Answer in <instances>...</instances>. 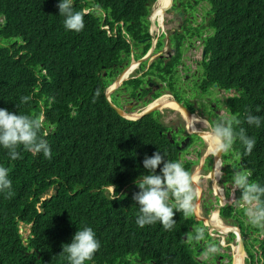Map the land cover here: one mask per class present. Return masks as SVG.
Returning a JSON list of instances; mask_svg holds the SVG:
<instances>
[{
  "label": "trees",
  "instance_id": "16d2710c",
  "mask_svg": "<svg viewBox=\"0 0 264 264\" xmlns=\"http://www.w3.org/2000/svg\"><path fill=\"white\" fill-rule=\"evenodd\" d=\"M152 1L73 0L84 21L82 30L73 32L64 29L57 8L46 0H0V107L42 116L38 134L51 153L45 158L18 146V158L10 160L0 149V166L8 169L12 182L10 193H0V264H68L61 245L84 225L100 243L84 264H205L195 258L200 246L188 245L189 239L198 241L188 229L199 225L192 213L184 216L174 210L175 223L168 230L158 222L143 228L135 224L138 212L131 197L138 190L134 178L145 171L142 158L158 150L176 160V153L166 150L167 140L158 133L165 130L160 122L149 115L137 121L136 129L124 128L135 123L115 114L102 94V72L108 74L123 57L129 58L131 45L148 38L145 17ZM189 1L177 0L173 9L179 16L191 8ZM201 1L210 6L201 8L210 28L202 94L213 85L234 90L224 104L240 120L233 127L243 128L255 144L245 153L237 140L230 154L237 153L238 167L251 170L250 180L264 183V0ZM99 11L111 36L100 28ZM199 33L200 28L188 32ZM77 78L84 85L74 95ZM23 95L30 100L20 103ZM249 113L260 116V127L247 124ZM183 166L191 172L189 163ZM108 183L116 193L124 188L122 199L106 196ZM231 213L227 206L220 214L226 219ZM20 223L29 228L25 240ZM255 236L256 247L246 249L247 264H264V234Z\"/></svg>",
  "mask_w": 264,
  "mask_h": 264
},
{
  "label": "clouds",
  "instance_id": "9594fccd",
  "mask_svg": "<svg viewBox=\"0 0 264 264\" xmlns=\"http://www.w3.org/2000/svg\"><path fill=\"white\" fill-rule=\"evenodd\" d=\"M192 1L199 2L201 0ZM46 2H48V0H46ZM158 2L159 0H153L151 4L147 5L148 13L145 17V20L147 22L148 38H144L146 39V42H143V39L137 41V44L141 45L146 43V45H151L149 54L151 53L152 49L160 51L167 50L168 48H173L175 50V56L171 58L172 63L163 66L160 62V65L161 69L163 68V72H170L172 71V69H175L174 72L177 75V78L181 80H183L184 75L189 77L188 73L190 71H186L185 69H183L184 65L189 64L185 60L184 56L190 55V57L192 58L191 62H194L197 59V62L199 63L197 68L201 71V77L196 81L197 83L203 82V65H208L209 62V56L206 54L205 49V39L209 36L210 31V28L207 27L209 17L206 14L203 17V12L201 11L202 15H200V17L202 21L199 23V26L202 24V27H191V25L188 24L187 21L184 22V18H186V16H179V18L169 19L165 21L164 14L167 13L169 10L175 11L173 8L178 7L175 6L177 5V0L176 3H174L173 7H171L172 0H168V3L165 7L164 5H160L162 6L161 9L163 20L162 23L159 24L158 18L152 19L154 11L159 9ZM50 5L52 8H57V15L62 17V25L65 30L73 32H79L82 30V28L84 27L82 12L73 9V0H54L53 4ZM209 8L210 6H208L207 10ZM188 9L197 11L194 6H192V4L191 8ZM192 10H189L188 12L192 13ZM87 12L88 10H85V13ZM186 12L187 11H185V13ZM99 13L102 17L100 22V28L106 30V34L108 36H111L109 26L103 23L105 14L100 11ZM177 19L182 21L181 29H176ZM120 25L123 26V22H120ZM188 25H190L189 28ZM125 26L128 27L127 24H125ZM196 28H200V33L197 35H192L191 37L188 32H194ZM122 36H124V39L128 44L132 43L131 38L128 37L123 28ZM179 36H181V38H179ZM165 37H167L169 41H167L166 43L160 42L159 45L156 46V41ZM192 38L198 40L199 42H192ZM191 42L193 47L192 49L188 47ZM135 51L136 50L134 49V45H131V51L129 54V57H131L132 59L131 63L129 61L124 62L123 57L122 61L116 64L115 68H112L107 71L108 74L104 71L100 75V77L106 82V85L103 87L102 94L107 105L109 106V104H112L116 108L122 110L125 113L126 117L119 116L110 106L109 108H111V110H113L114 113L117 114L120 118H123L128 122L135 123L126 124L124 128L127 129H136L139 124L137 123V121L142 118L145 119L149 115L153 116L154 113H157L158 115H154L153 118L160 122L158 117H160L159 115L162 113L161 110H166L170 113L179 114L182 117L179 112H176L174 110L159 109L158 106H151L153 102L157 101L163 96H166L167 99L172 100L174 103H178L173 99L171 95H176L177 91H175V88L169 81L167 82L166 88L161 89L160 93L148 98L147 101L141 106H136L132 109H129L128 111H125L123 108L118 106L116 103H114V101L110 99V96L113 92L118 91L120 88L126 89L125 85L130 80H137L136 84H128V86H131L130 89L132 88L131 93L134 92V95H132L131 93L130 95L132 97H136L138 87L141 84L139 83L138 79L142 78L141 75H137L142 72V66L140 67V65L143 64L141 58L142 54L140 53V56L136 58V56L134 55ZM261 57H263V51L259 58ZM121 63H123V65ZM133 64H135L136 66L132 67ZM157 65H153L149 69H155ZM161 69L160 72H162ZM119 77H122V80L120 81L121 83L115 86L116 80ZM187 78L184 79H186L187 81ZM190 82L191 84L193 83L192 81H189V83ZM83 85L84 82H79V79L77 78L74 89V95H77L82 91ZM193 86L197 90V85L193 84ZM210 87L211 88L208 89V92L204 93L206 97L209 92H219L218 87L216 85ZM73 88L74 86L71 89ZM221 91L227 94L226 98L234 94V90L232 89L227 91ZM29 100L30 97L28 95H23L20 97V103H24ZM225 101L226 99L224 100V102ZM136 102V100H133V104H135ZM221 104L225 106L224 103ZM219 110L220 116L222 118H224L226 114H229V118H227V120L215 119L211 122H207V119H204L206 121L204 122V124L201 123V116L193 115L187 110L190 116H186L184 114L185 120L186 122L188 120L189 124L191 126H195L196 128V130H192L187 125L190 134L196 132L199 133V135L204 138L203 140H205L208 146L209 154L212 156H216V154L218 153L231 152L233 150V145L237 140L243 146V151L245 153L250 152L255 144L254 138L246 135L245 130L243 128L237 129L233 127V125H239L240 120L236 117H231L226 106L225 109H221V106H219ZM42 119L43 118L40 115L30 116L25 114H19L16 111L12 112L6 108L0 107V149L6 150V154L10 160H15L18 158V146L32 154L40 153L45 158L50 157V147L47 140L38 134L42 127ZM245 120L247 124L255 126L257 128L261 126V118L259 115L249 113L246 115ZM202 130H204L203 133H200V131ZM141 164L142 168L145 171L141 172L136 178H134L133 184L138 190L134 192L131 197L132 201L137 207L138 214L135 217V224L138 227L143 228L145 225H150L158 222L160 225H162L165 230H168L175 223V221L172 219L175 210L176 213L181 212L184 216H188L192 213L194 220L199 223L198 226H202V224H204L203 226H207L210 232H214L215 230L216 233L218 232V234L220 235L226 234L222 231L219 232L218 228L213 227L214 218L216 221L219 220L217 218V214L219 211H214L213 215L211 214V218L209 220L200 218V210L198 207V203L197 205L194 204L196 199L197 201H200V192L197 193L195 189L196 185L194 186L193 183L194 177L183 166V162L181 160L166 159L161 151L156 150L153 151L150 156L144 155L141 160ZM158 165L160 167L159 171L157 172L156 170ZM251 175L252 172L248 168H235L231 175V183L233 185L234 190H239L238 202L242 207L243 213L247 217L248 222L252 225L264 224V183H259L254 180H250L249 178L251 177ZM11 183L12 182L9 179L8 169L4 166H0V193H10ZM108 184L109 185L104 187L106 196L108 195V197H111L110 200L122 199L124 195L122 194L124 188L116 193L115 185H112L110 183ZM49 191L50 194L53 192L52 190ZM200 222H202V224ZM19 225L23 226V224L21 223ZM221 226L229 227L230 229L227 231H232L233 229H236L229 225L223 224L222 222ZM202 235L203 232L201 229H195L194 239H200ZM209 235L212 236V240L215 238V235H213L212 233H210ZM183 237L186 238V235H184ZM23 240L25 239L23 238ZM99 247L100 243L96 238L93 229L87 225H84L75 230L68 243L61 245L60 253L66 256L68 264H84L85 261H90L92 259L93 254L97 251ZM230 247L231 251H228L230 252L231 258L232 256H234V258L237 257V255H239L238 246L230 245ZM236 259H238V257Z\"/></svg>",
  "mask_w": 264,
  "mask_h": 264
},
{
  "label": "flooded vegetation",
  "instance_id": "af4514ba",
  "mask_svg": "<svg viewBox=\"0 0 264 264\" xmlns=\"http://www.w3.org/2000/svg\"><path fill=\"white\" fill-rule=\"evenodd\" d=\"M174 3H176V0H172L171 7L174 6ZM177 24V29H181L182 26V21L178 20ZM146 42V39H143V42ZM169 41L167 37L164 39H160L156 41V46L159 45L160 42L166 43ZM192 42H199L198 40H195L192 38ZM192 42L188 45L190 49H192ZM146 45V43H144ZM151 49V45L147 48V50L141 55L142 58V64L144 68L142 69L143 75L145 73L151 74L153 73L154 76H142V83L138 87V91L136 94V97H130L128 93L126 92V89L120 88L118 91H115L111 94L110 99L114 101L118 106L123 108L125 111H128L129 109H132L134 107H139L142 104H144L148 98L152 97L155 94H158L161 92V89H165L167 86V82L169 81L173 87L175 88V91H177V95H172L173 99L180 103L182 106H184L190 113L193 115L201 116V120L206 122L205 120L207 119V122H211L212 120L215 119H224L220 116V110L219 108L213 104L210 105V113L205 107L209 108V106H204V104H209L211 101H209L204 94L201 93V91H198L194 88L193 84H197L196 82H193L192 84L189 83V81H193V79L189 78L188 76L184 75V78H187L188 82L186 79L183 78V80L178 79L177 75L175 74V69H172L170 72H161L163 75H160L159 72L160 70H155L152 68L151 70L149 69L153 65H157V63H160L161 65H169L172 63L171 58L175 56V50L173 48H168L167 50H155L152 49L151 53L149 54V50ZM138 54L137 51H135V56ZM182 58V57H181ZM185 60L189 63L187 65L183 66V69L186 71H189L190 69L193 68V65L195 64L197 67L199 63L196 61L191 62V57L190 55L184 56ZM129 62H132V59L130 57ZM142 65H140L141 67ZM122 71V69H121ZM194 72H196V68L194 69ZM105 76V75H104ZM160 76H164L161 78ZM177 79V81H176ZM187 84V89L183 88L184 85ZM190 86H189V85ZM218 93L222 94L224 98L221 96L218 97L217 95L214 98H219L221 103L223 100L226 99V93L222 92L221 90L218 89ZM210 93V92H209ZM116 98H121L120 103L116 102ZM214 98L212 100H214ZM133 100H136L137 102L133 104ZM221 109H225V106L223 104H220ZM172 115V116H169ZM160 117H164V119L161 122L163 125V128L165 130L163 132L159 131L158 133L163 135L165 140H167L166 146L169 147V149H166L167 151L172 153H176V159H179L183 162V165L185 163H189L191 167V174L192 176H197V182L194 183V186L196 185L197 188L199 189L200 192V201L195 200V203H198V207L200 210V218L202 219H207L209 220L211 218V214L213 215L215 209L219 206L220 202L219 199L216 197H223V202L222 206L219 209V212L217 214V218L226 225H229L231 227L236 228L239 231L240 238L243 243V247L245 250V257L244 258V263H248V254L246 252V242L248 241V234L249 231H247V228L242 224V216L243 218L246 217L243 213V209L240 206L238 202V197L236 194V190L238 189H233V185L231 183V175L232 172L235 170V168H240L238 167L241 165L240 159L237 155L236 152H233L232 154L229 153H219V163L216 161L213 162L214 156L210 155L209 153H206V144L203 138L200 135H192L188 131V126L187 122L184 118H182L179 114L175 113H170L167 112V115H164L161 113L159 115ZM205 119V120H204ZM206 125V124H205ZM204 130L200 131V133H203ZM166 152V151H164ZM235 157V159H234ZM217 163V166L215 164ZM235 165L234 169H231V166ZM194 166V171L192 172V168ZM215 171L218 173L216 174ZM211 176L213 180L211 179ZM213 181L216 185L217 188V193L213 190ZM198 184V185H197ZM196 189V188H195ZM208 197V198H207ZM227 206H230L231 208V217L232 218H226L224 219L221 216V210ZM241 214H238V213ZM247 218V217H246ZM232 222V223H230ZM202 224V222H200ZM233 224V225H231ZM247 224H249L247 222ZM194 226L189 227V231L195 232V229L199 228L202 230V232L206 233V237H201L200 239H197L198 241H191L190 239L188 240V245L189 246H200L197 249L198 254L205 252L208 250L210 247V250L212 252H217L216 258L217 264L222 263V256L221 255H226V261L227 263L229 262L231 264L232 258L229 260V256H227V251H231L230 245H237V240H236V235L235 233H230V234H225V235H220L218 232L214 230V232H210L209 228L207 226ZM241 226V227H240ZM247 232V235L245 236L244 233ZM212 233L215 235V238L212 240V236L209 235ZM256 237V236H255ZM254 237V238H255ZM250 238V246L256 247V244L253 243V239ZM183 239H186L183 237ZM205 240H210L212 243L209 241ZM214 243V244H213ZM207 247V248H206ZM216 249H219L217 251ZM225 251V252H224ZM211 252V253H212ZM214 256V255H213ZM212 255H209L207 253L206 256H204L203 259L195 257L199 262H204L205 264H211V259L213 258ZM224 262V264H227Z\"/></svg>",
  "mask_w": 264,
  "mask_h": 264
},
{
  "label": "rangeland",
  "instance_id": "374dc122",
  "mask_svg": "<svg viewBox=\"0 0 264 264\" xmlns=\"http://www.w3.org/2000/svg\"><path fill=\"white\" fill-rule=\"evenodd\" d=\"M186 1H189V0H186ZM191 4H192V6H194V8L197 10V11H193L192 9H188L187 7H185V10L187 11L186 13H187V15H186V13H185V11H183L182 12V14H183V16H186V19H187V23L188 24H190L191 25V27H202L203 25L201 24L200 26H199V23L202 21V19H201V17H200V15H202V12H201V8H203V10L205 11V9H207V6L205 5V3L203 2V1H199V2H194V1H192V0H190L189 1ZM153 6V5H152ZM193 11L192 13L191 12H188V11ZM175 18H179V14H178V12L177 11H171V10H169L167 13H165L164 14V20L166 21V20H169V19H175ZM190 21V22H189ZM204 22V21H203ZM177 24H178V21H177V23H176V26H177ZM203 24H205V23H203ZM190 25H188V28L190 27ZM186 26H187V24H186ZM177 29V28H176ZM175 29V30H176ZM205 29H206V27H205ZM192 37V36H191ZM190 37V38H191ZM164 39V38H163ZM144 47H145V45L144 44H141V45H139V44H134V49L138 52V54L136 55V58H138L139 56H140V53L144 50ZM129 59H130V57L129 58H125L124 57V62H128L129 61ZM122 65H123V63H121ZM196 65L194 64L193 65V68L192 69H190V71H189V73H188V75H189V78L191 79H193V81L192 82H196V80L197 79H199L200 77H201V71L197 68V67H195ZM144 68V66L142 65V67H141V69H143ZM196 68V72H194V69ZM160 70L161 69V65H160V63H158V65H157V67L155 68V70ZM143 75V73L142 72H140L137 76H140V75ZM159 74L160 75H163L161 72H159ZM146 75H149V76H154V74L153 73H151V74H148V73H145L143 76H146ZM161 78H163L164 76H160ZM129 79V78H128ZM139 80V83H142V81H143V79L142 78H139L138 79ZM190 84H191V82H190ZM189 85V84H188ZM197 85V90L198 91H202L201 90V83H197L196 84ZM190 86V85H189ZM125 87H126V92L128 93V95L131 97V95H130V93H131V91H132V88L130 89V87L131 86H128V84H126L125 85ZM184 88L185 89H187V84H185L184 85ZM176 95H177V93H176ZM218 96V97H222V98H224V96L222 95V94H219V93H217L216 91H214L213 93H208V95H207V99L209 100V101H211L209 104H204V106H209V108H207V107H205V109H207L208 111L210 110V105L212 104V102H213V104H215L218 108H219V106H220V104H221V101H220V99L219 98H214L215 96ZM227 95V94H226ZM214 98V100H212ZM120 101H121V98H116V102L117 103H120ZM222 103H224V100L222 101ZM162 111V113L164 114V115H167V111L166 110H161ZM209 113H210V111H209ZM154 115H158L157 113H154ZM153 115V116H154ZM153 116H152V118H153ZM169 116H172V115H169ZM224 118L227 120V118H229V114H226L225 116H224ZM158 119H159V121H162L163 119H164V117H158ZM200 126V125H199ZM207 153V152H206ZM234 159H235V157H234ZM193 170H194V166H193V168H192V172H193ZM194 171H196V170H194ZM198 183V182H197ZM198 185V184H197ZM196 188H197V186H196ZM208 198V197H207ZM194 203V202H193ZM195 205H197V203H194ZM238 214H241L240 212L238 213ZM241 222H242V224L248 229V231H249V234H248V241L246 242V247H247V249L248 250H250V244L249 243H251L250 242V238L252 237V238H254L255 237V235H261V234H264V226H262L261 224H259V225H252V224H250L249 222H248V220H247V218L246 217H244L243 218V216H242V220H241ZM247 222L249 223V224H247ZM19 233H21V235H22V237L25 239L26 238V235H28L29 234V228H28V226H22V225H19ZM259 234H258V233ZM205 241H209L210 243H212L210 240H205ZM249 242V243H248ZM214 244V243H213ZM207 248V247H206ZM217 251H219V249H216ZM212 251L210 250V247L208 248V250L207 251H205V252H202V253H200L199 255H197V257L199 258V259H203L204 258V256H206L207 255V253H209V255H214L213 256V258L211 259V264H217V260H218V258L219 257H217V258H215V256H217V252H212ZM220 252V251H219ZM225 252V251H224ZM227 256H229V254H230V252L229 251H227ZM222 256V263L221 264H224V262L225 263H227V261L225 260L226 259V255L224 256V255H221ZM231 259V257H229V260ZM227 264H230L229 262L227 263ZM246 264V263H245Z\"/></svg>",
  "mask_w": 264,
  "mask_h": 264
},
{
  "label": "bare ground",
  "instance_id": "6f19581e",
  "mask_svg": "<svg viewBox=\"0 0 264 264\" xmlns=\"http://www.w3.org/2000/svg\"><path fill=\"white\" fill-rule=\"evenodd\" d=\"M167 3H168V0H159V2H158V4H159V9L155 10V11H154V14L152 15V19H154V18H158L159 24H161V23H162V20H163V15H162V9H161V7H162L163 5H164V7H165V6L167 5ZM160 5H162V6H160ZM135 66H136L135 64L132 65V67H135ZM128 74H129V73H128ZM128 74H127V75H128ZM151 106H152V107H153V106H158L159 109H170V110H174V111H176V112H179V113L182 115V117L185 116L184 113L178 109L177 105H176L172 100L167 99L166 96H163V97H161L160 99H158L157 101L153 102ZM184 119H185V117H184ZM201 123L204 124V121L201 120ZM187 125L189 126L190 129H192V130H196L195 126H191V125L189 124L188 120H187ZM203 139H204V138H203ZM204 141H205V140H204ZM205 144H206V142H205ZM206 147H207V148H206V152L209 153V150H208V146H207V144H206ZM215 166H217V163L215 164ZM215 173L217 174L218 172L215 171ZM193 177H194L193 181L196 183V182H197V176H193ZM196 191H197V193H199V191H198L197 188H196ZM213 221H214L213 227H214V228H218V229H219L220 231H222V232H225V231H227V230L230 229L229 227H225V226L222 227V226H221V222H220L219 220L216 221L215 218H214ZM233 230H235V229H233ZM235 264H241V261H239V259H236Z\"/></svg>",
  "mask_w": 264,
  "mask_h": 264
},
{
  "label": "water",
  "instance_id": "95a60500",
  "mask_svg": "<svg viewBox=\"0 0 264 264\" xmlns=\"http://www.w3.org/2000/svg\"><path fill=\"white\" fill-rule=\"evenodd\" d=\"M164 11V10H163ZM122 80V77H119L117 80H116V84H115V86H117V85H119ZM176 105H177V107H178V109L179 110H181L186 116H190L189 115V113H188V111L180 104V103H175ZM109 106L119 115V116H121V117H126L125 116V113L122 111V110H120V109H118V108H116L114 105H112V104H109ZM150 112H152V111H150ZM192 135H199V133H192ZM219 153L218 154H216V156H214V160H213V162L214 161H216L217 163H219ZM235 168V165H233L232 164V166H231V169H234ZM211 179L213 180V178H212V176H211ZM213 190L215 191V193H217L218 194V192H217V188H216V185H215V183H214V181H213ZM216 198H218L219 199V202H220V204H219V206L215 209V212H218L219 211V209H220V207L223 205L222 204V202H223V197H216ZM219 232H220V230H219ZM223 233H226V234H228V233H235V235H236V237H237V246H238V248H239V255H237V257H238V259H239V261H241V264H243L244 263V258H246L245 257V250H244V247H243V243H242V240H241V238H240V235H239V231L237 230V229H235V230H230V231H226V232H223ZM237 257H235L234 258V256H232V260H231V264H235V260H236V258Z\"/></svg>",
  "mask_w": 264,
  "mask_h": 264
}]
</instances>
